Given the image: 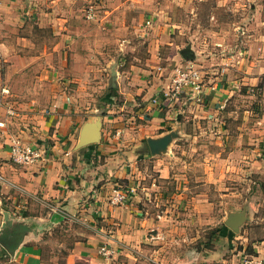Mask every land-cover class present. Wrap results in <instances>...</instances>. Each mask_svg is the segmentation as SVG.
Segmentation results:
<instances>
[{
    "label": "crops",
    "instance_id": "obj_1",
    "mask_svg": "<svg viewBox=\"0 0 264 264\" xmlns=\"http://www.w3.org/2000/svg\"><path fill=\"white\" fill-rule=\"evenodd\" d=\"M0 1V54L5 61L21 54L10 37L24 42L30 38L26 31L32 24L53 27V35L70 39L71 45L82 40V50L87 45L84 40L99 38V32L89 31L88 20L69 12L77 7V0ZM229 1L220 0L218 5ZM243 1L241 7L246 5ZM105 2L96 4L100 7ZM257 7L264 10L262 0ZM105 12L93 21L103 23L110 11ZM68 53L63 52L65 58ZM200 53L192 62L204 67L208 64L199 62ZM210 61L206 102L197 104L184 97L174 108L152 102L171 82L174 68L168 66L153 65L155 70L146 78L128 79L129 89L121 76L115 78L105 105L99 107L101 114L94 116H84L73 104L76 96L68 94L43 110L24 98L26 105L19 103L26 107L22 109L4 85L9 93L1 90L0 98L12 103L18 114L7 116L6 108L0 106V118L6 121L0 128V233L16 244L10 251L0 241V261L241 264L243 256L262 253L264 239L251 247L247 237L239 241L241 236L236 234L251 219L247 205L233 211L228 203L251 183L264 188V63H249L232 54ZM13 66L8 63L9 72L15 71ZM82 69L89 72L90 66L83 63ZM89 124L96 125L99 133L94 141L84 142ZM166 136L170 140L165 149L154 152L151 142ZM12 138L40 147L45 154L34 163H15L11 160ZM148 165L159 172V181L164 183L160 190L155 178L143 182L149 176ZM115 188L134 192L125 204L117 205L111 201ZM156 199L164 201L162 212L155 211ZM218 211L226 214L221 225L216 222ZM239 213L245 219L234 230L227 219ZM176 214L197 217L192 224L179 218L168 226L165 218ZM169 227L208 229L213 234L207 240L183 234L166 241ZM103 246L107 254L100 251Z\"/></svg>",
    "mask_w": 264,
    "mask_h": 264
},
{
    "label": "rangeland",
    "instance_id": "obj_2",
    "mask_svg": "<svg viewBox=\"0 0 264 264\" xmlns=\"http://www.w3.org/2000/svg\"><path fill=\"white\" fill-rule=\"evenodd\" d=\"M77 1V7L69 12L76 14V18L88 20L86 25L90 32L100 33L96 34L99 36L97 39L84 40V46L87 42L84 51L82 40L73 39L75 43L72 41L71 45L70 39L56 38L50 31L53 27L41 28L32 24L26 31L30 38L24 42L19 44L17 39L10 37L15 49L19 48V57L13 54L11 61H5L0 54V94L3 86H8L16 106H20L19 103L26 105L22 102L25 98L35 108L43 110L49 108L53 100L68 94L76 96L73 104L84 116L99 115L102 112L99 107L105 105L106 93L111 91V82L118 76L129 89L128 79L135 82L141 76L146 78L155 70L153 65L172 69L186 66L193 63L197 51L202 53L198 54V58L201 57L199 62L203 66L205 63L208 65H195L208 72L206 67L212 64L211 59H222L231 54L236 59L245 58L249 63L252 60L264 63V10L258 11L257 7L261 0H245L244 7H241V0H231L220 6V0H106L100 7L96 4L98 0ZM262 4L264 6V0ZM106 10L110 11L109 17L103 23L102 20L100 23L93 21L96 15L106 14ZM89 12L95 14L94 19L88 18ZM13 50L9 49L10 52ZM65 50L69 51L67 58L63 54ZM80 51L84 54L81 55ZM20 57L24 58L23 62ZM8 63L14 64L15 71L9 72ZM83 63H88L89 72L82 69ZM74 65L78 66L72 69ZM60 67L63 69L57 70ZM250 91L254 92L252 87ZM148 170L149 176L143 182L155 178L159 186L157 190H160L164 183L159 181V172L153 165H148ZM243 190L244 193L228 206L234 211L247 205L251 219L236 234L241 236L239 241L247 237L252 247L253 242L264 239V188L251 183ZM156 201L159 205L155 211L162 212L164 201ZM225 215L224 211H218L216 222L223 224ZM196 217L176 214L172 218L166 217L165 222L171 226L181 218L192 224ZM5 221L14 223L13 220L7 221L6 217ZM166 230L169 234L166 241L168 238L170 241L178 239L183 234H196L200 236L199 240H207L213 234L208 229L198 232L192 229L171 230L169 227ZM4 236L1 232L0 241ZM1 261L0 264H4Z\"/></svg>",
    "mask_w": 264,
    "mask_h": 264
},
{
    "label": "built area",
    "instance_id": "obj_3",
    "mask_svg": "<svg viewBox=\"0 0 264 264\" xmlns=\"http://www.w3.org/2000/svg\"><path fill=\"white\" fill-rule=\"evenodd\" d=\"M1 3V1H0ZM95 14L89 12L88 18L94 19ZM148 23H151L148 21ZM210 72L202 70L194 63H188L186 66H178L173 70L171 82L169 86L162 90L160 96L152 98V102L156 105H162L174 108L177 104H181L184 97L197 104H204L207 97L206 80L207 74ZM252 91L255 88L252 87ZM3 94H8L9 89L3 88ZM0 106L6 108L7 116H15L18 114L15 106L5 100L4 97L0 98ZM6 121L0 118V128H4ZM45 154V151L40 147L26 144L20 138H12L11 143V160L18 164H30L38 161ZM2 179V178H1ZM133 189L115 188L113 192L112 202L120 205L125 204L128 200L130 193H133ZM59 210V209H57ZM158 238L162 239L163 236L158 235ZM102 253L107 254L109 252L106 246L101 247ZM241 264H264V251L256 255H245L241 260Z\"/></svg>",
    "mask_w": 264,
    "mask_h": 264
},
{
    "label": "water",
    "instance_id": "obj_4",
    "mask_svg": "<svg viewBox=\"0 0 264 264\" xmlns=\"http://www.w3.org/2000/svg\"><path fill=\"white\" fill-rule=\"evenodd\" d=\"M99 133V129L96 125L93 124H89L86 126L85 131H84V137H83V141L84 142H89V141H94ZM169 137H164L161 138L160 140L157 141H152V147H153V151H157L159 148H164L166 147L167 143L169 142ZM245 219V215L242 213L239 214H232L229 216V218L227 219V224L232 227L234 230H238L239 229V224H241ZM1 242H3V244L5 245V247H7L10 251L14 249V245L16 244L15 241L12 240H8V238H4L1 240Z\"/></svg>",
    "mask_w": 264,
    "mask_h": 264
}]
</instances>
